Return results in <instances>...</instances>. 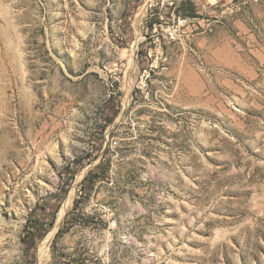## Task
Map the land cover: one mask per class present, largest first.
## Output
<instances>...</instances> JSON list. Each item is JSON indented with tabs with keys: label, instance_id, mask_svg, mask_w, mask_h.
<instances>
[{
	"label": "rangeland",
	"instance_id": "obj_1",
	"mask_svg": "<svg viewBox=\"0 0 264 264\" xmlns=\"http://www.w3.org/2000/svg\"><path fill=\"white\" fill-rule=\"evenodd\" d=\"M0 264H264V0H0Z\"/></svg>",
	"mask_w": 264,
	"mask_h": 264
},
{
	"label": "bare ground",
	"instance_id": "obj_2",
	"mask_svg": "<svg viewBox=\"0 0 264 264\" xmlns=\"http://www.w3.org/2000/svg\"><path fill=\"white\" fill-rule=\"evenodd\" d=\"M63 215V213H62ZM53 236V233H50V235L45 239V241L42 243V246H41V253H45V250L48 248L49 246V243L51 241V238Z\"/></svg>",
	"mask_w": 264,
	"mask_h": 264
}]
</instances>
